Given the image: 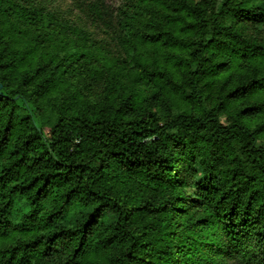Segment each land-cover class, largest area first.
<instances>
[{
	"label": "trees",
	"instance_id": "1",
	"mask_svg": "<svg viewBox=\"0 0 264 264\" xmlns=\"http://www.w3.org/2000/svg\"><path fill=\"white\" fill-rule=\"evenodd\" d=\"M79 8L129 59L96 101L85 47L0 0V264H264V0Z\"/></svg>",
	"mask_w": 264,
	"mask_h": 264
},
{
	"label": "rangeland",
	"instance_id": "2",
	"mask_svg": "<svg viewBox=\"0 0 264 264\" xmlns=\"http://www.w3.org/2000/svg\"><path fill=\"white\" fill-rule=\"evenodd\" d=\"M33 10H42L45 17L42 20V32H50L55 40L74 38L72 46L78 43L85 47L87 57L81 59L74 71L67 76L73 82L75 93L84 101H96L102 95L103 84L107 83L117 67H128V58L118 46V29L115 23L108 25L106 21L98 19L89 10L79 8L80 3H92L94 0H21ZM115 8L123 0H108ZM70 28V33L69 29ZM242 29L248 35L260 38L264 34V26L247 23ZM61 52V48L57 49ZM139 52L149 60L164 61L163 51L155 46H140ZM64 53H60L63 55ZM126 79H123L125 81ZM175 107L185 108V102L177 98ZM176 110V108L174 109ZM191 194L190 188L186 189Z\"/></svg>",
	"mask_w": 264,
	"mask_h": 264
}]
</instances>
